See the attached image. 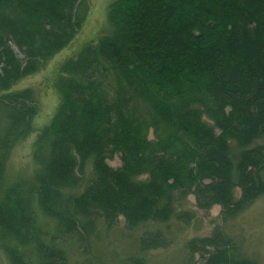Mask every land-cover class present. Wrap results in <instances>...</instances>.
Here are the masks:
<instances>
[{
	"label": "trees",
	"instance_id": "obj_1",
	"mask_svg": "<svg viewBox=\"0 0 264 264\" xmlns=\"http://www.w3.org/2000/svg\"><path fill=\"white\" fill-rule=\"evenodd\" d=\"M89 6L0 0V249L10 264H88L71 262L62 242L83 246L98 217L109 229L120 216L130 229L190 223L176 204L192 193L228 220L264 194V0L111 1L109 32L58 68L60 101L35 137V174L6 182L40 109L34 87L14 86L74 41ZM136 244L170 240L157 231ZM186 247L190 264H261L221 229Z\"/></svg>",
	"mask_w": 264,
	"mask_h": 264
},
{
	"label": "rangeland",
	"instance_id": "obj_2",
	"mask_svg": "<svg viewBox=\"0 0 264 264\" xmlns=\"http://www.w3.org/2000/svg\"><path fill=\"white\" fill-rule=\"evenodd\" d=\"M113 0H89L90 6L84 27L76 34L75 39L62 51L58 52L40 70L21 78L14 86L34 87L38 94L40 109L33 120L34 132L17 142L8 159L6 166V182L11 183L20 178H31L37 169L33 160V145L38 131L55 114L60 101V93L56 88L58 68L65 58L72 56L86 41H95L100 35L109 32L107 9ZM149 138L154 139L153 130L149 131ZM257 143L264 144V138ZM109 165H121V156L115 153L107 160ZM91 163L88 164V175L92 172ZM146 179V175L137 176ZM235 196H240V189L236 188ZM178 212L189 211L193 214L191 222L185 223L174 216L168 221L148 220L130 229L125 218L120 216L115 227L107 228L103 218L95 220L97 228L88 242L82 246L75 239L62 242L71 262L88 264H127V259L134 255L146 257L147 264H190L186 247L188 240L193 237L212 235L216 229L238 243L240 251L247 257L256 259L264 264V194L261 195L245 211L234 218L223 220L220 205L214 204L209 209L199 208L194 194L188 195L176 204ZM163 232L170 244L141 252L136 244L138 237L149 232ZM199 258V254H196ZM0 264H10L7 255L0 249Z\"/></svg>",
	"mask_w": 264,
	"mask_h": 264
}]
</instances>
